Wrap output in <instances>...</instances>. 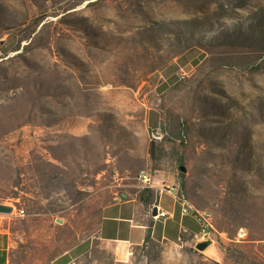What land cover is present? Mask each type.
<instances>
[{"label": "rangeland", "instance_id": "rangeland-1", "mask_svg": "<svg viewBox=\"0 0 264 264\" xmlns=\"http://www.w3.org/2000/svg\"><path fill=\"white\" fill-rule=\"evenodd\" d=\"M142 173L210 214L206 249L99 247ZM0 203L8 264H261L264 0H0Z\"/></svg>", "mask_w": 264, "mask_h": 264}, {"label": "crops", "instance_id": "crops-1", "mask_svg": "<svg viewBox=\"0 0 264 264\" xmlns=\"http://www.w3.org/2000/svg\"><path fill=\"white\" fill-rule=\"evenodd\" d=\"M150 189L154 199L147 205L138 196H126L114 197L101 208L95 238L99 247L116 261H126L133 249L145 244L147 236L149 241L180 242L182 245L189 242L188 237L198 234L197 222L190 215L181 213L174 191H160L156 185ZM167 194L170 199L165 200ZM154 206L157 207L156 215L149 212ZM6 217L0 214V264L10 262L13 250V236Z\"/></svg>", "mask_w": 264, "mask_h": 264}, {"label": "built area", "instance_id": "built-area-1", "mask_svg": "<svg viewBox=\"0 0 264 264\" xmlns=\"http://www.w3.org/2000/svg\"><path fill=\"white\" fill-rule=\"evenodd\" d=\"M139 177H140L141 181L146 185L147 188H151L154 186L153 184L150 183V178L145 173L140 174ZM159 190L160 191H166L168 193H170L171 191L175 192V190L172 186L171 187L161 186V187H159ZM174 196L180 204L181 213L192 215L193 218H195V220L197 221L198 226H199V231H198V234L196 235V240L201 241L204 239H208L209 230L212 228L210 214L206 211H201V210H198V209L192 207L183 198L176 196V195H174ZM9 215L22 217L24 215V210L22 208H18V209L13 208L12 212Z\"/></svg>", "mask_w": 264, "mask_h": 264}, {"label": "trees", "instance_id": "trees-1", "mask_svg": "<svg viewBox=\"0 0 264 264\" xmlns=\"http://www.w3.org/2000/svg\"><path fill=\"white\" fill-rule=\"evenodd\" d=\"M154 145H153V142H150V146H149V152H150V150L152 149V147H153ZM21 192H22V194L21 195H19V193H16V197H21V198H25V194H27L28 192L27 191H25L24 189H21ZM144 195H143V193L142 194H140V196H139V200L143 203V204H145V205H147V204H149L152 200H153V198H154V194H153V192H152V190L151 189H145L144 190ZM23 209V208H22ZM24 210V209H23ZM150 239H149V237L147 236L146 237V242H145V244L144 245H146L148 242H151V241H149ZM233 244H231V245H224V244H222V243H218V248L223 252V254H224V259H225V262H227L230 258L232 259V258H234V252H236V251H234L233 250V247L235 248V247H238L239 245H237V244H239L240 242H232ZM241 254H244L241 250L239 251ZM261 264H264V260L262 261V263Z\"/></svg>", "mask_w": 264, "mask_h": 264}, {"label": "water", "instance_id": "water-1", "mask_svg": "<svg viewBox=\"0 0 264 264\" xmlns=\"http://www.w3.org/2000/svg\"><path fill=\"white\" fill-rule=\"evenodd\" d=\"M180 169L183 171L184 168L183 167H180ZM121 197L125 198L126 195L125 194H121ZM13 210V207L10 206V205H5V204H2L0 203V214L2 215H9ZM152 215H156L157 214V207L154 206L152 208ZM58 222H60V219H56ZM212 240L211 239H204V240H201V241H198L196 244H195V248L199 251H202L204 249H206L210 244H211Z\"/></svg>", "mask_w": 264, "mask_h": 264}]
</instances>
